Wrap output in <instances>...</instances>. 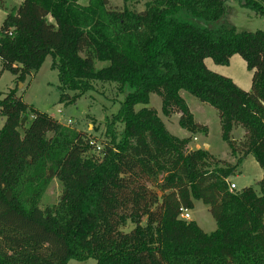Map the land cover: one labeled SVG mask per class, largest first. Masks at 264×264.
Listing matches in <instances>:
<instances>
[{
	"label": "trees",
	"instance_id": "1",
	"mask_svg": "<svg viewBox=\"0 0 264 264\" xmlns=\"http://www.w3.org/2000/svg\"><path fill=\"white\" fill-rule=\"evenodd\" d=\"M132 1L144 9L22 0L6 10L0 0L1 71L15 82L50 57L60 103L97 82L124 94L102 141L37 111L16 86L0 99V264H264V29L228 25L230 0ZM233 1L264 20V0ZM234 55L251 73L247 91L204 64L227 66ZM181 92L216 111L234 163L188 149L208 130ZM150 95L164 118L179 115L188 137L166 130ZM249 155L262 172L258 191L231 190ZM54 180L57 202L41 208ZM194 202L207 207L214 231L180 218Z\"/></svg>",
	"mask_w": 264,
	"mask_h": 264
},
{
	"label": "rangeland",
	"instance_id": "2",
	"mask_svg": "<svg viewBox=\"0 0 264 264\" xmlns=\"http://www.w3.org/2000/svg\"><path fill=\"white\" fill-rule=\"evenodd\" d=\"M16 2V0H13ZM112 6H123L126 8L135 7L138 10L144 9L145 3H134L132 0H109ZM87 0H80V4L85 5ZM226 22L237 31H247L252 29H264V20H257L254 16L244 11L237 2L227 1ZM2 10V11H1ZM5 14L0 8V24ZM260 21V23H259ZM263 23V25H262ZM206 68L213 73L230 78L235 85L242 90H249L251 73L245 68L244 62L238 56L230 58L227 66L214 65L211 60L204 61ZM15 82L14 76L6 71H1L0 62V99L9 89L16 86L17 94L22 100L31 105L37 111L44 113L61 125L75 128V130L85 132L88 136L102 141L104 137V123L110 118L111 114L117 113L120 104L124 99L123 93H115V85L110 83L97 82L93 85V90L86 93L74 104H63L59 102L60 92L57 89V72L51 67V58L46 57L39 66L35 74L26 78L24 83ZM21 85V86H20ZM181 97L186 102L190 112L193 114L197 123L207 127V135H196L192 137L188 145L191 150L201 149L215 156L217 159L234 163L230 157L227 145L222 141L220 135V125L217 113L207 105H203L185 92H181ZM149 107L156 110L162 120L166 130L177 138L188 137L187 132L178 126L179 115H172L166 119L160 112V99L156 95H150ZM70 121V124L68 123ZM3 119L0 117V127ZM233 137L239 139L241 131L233 132ZM100 146L99 142L93 148ZM91 154L96 153L94 149ZM261 169L249 155L240 167L238 174L231 177L229 183H233L236 191L244 187H252L258 191V181L261 179ZM60 194V188L54 180L44 193L40 206L44 208L57 202ZM191 218L196 221L199 228L205 233H210L215 229V223L211 218L208 209L200 202H194L193 209L188 211ZM69 264H94V260L70 261Z\"/></svg>",
	"mask_w": 264,
	"mask_h": 264
},
{
	"label": "crops",
	"instance_id": "3",
	"mask_svg": "<svg viewBox=\"0 0 264 264\" xmlns=\"http://www.w3.org/2000/svg\"><path fill=\"white\" fill-rule=\"evenodd\" d=\"M3 2H4V7H5V9L6 10H8V9H10V8H13V7H16V6H18L20 3H21V1L22 0H16V2H14L13 0H2ZM2 11V10H1ZM3 13L6 15V11L5 10H3ZM5 17V16H4ZM4 19V18H3ZM2 22V21H1ZM259 23H260V21H259ZM262 25H263V23H262ZM187 137V136H186ZM194 137V136H193ZM188 149H190L189 148V146H188ZM208 152V151H207ZM194 206V205H193ZM191 221H194L192 218H191ZM195 223H196V221H194ZM197 224V223H196ZM198 225V224H197Z\"/></svg>",
	"mask_w": 264,
	"mask_h": 264
},
{
	"label": "built area",
	"instance_id": "4",
	"mask_svg": "<svg viewBox=\"0 0 264 264\" xmlns=\"http://www.w3.org/2000/svg\"><path fill=\"white\" fill-rule=\"evenodd\" d=\"M68 123L70 124V121ZM229 187H230L231 190H235L236 189V187H235V185L233 183H230ZM180 218L185 220V221H190V216L188 214V210L180 209Z\"/></svg>",
	"mask_w": 264,
	"mask_h": 264
},
{
	"label": "water",
	"instance_id": "5",
	"mask_svg": "<svg viewBox=\"0 0 264 264\" xmlns=\"http://www.w3.org/2000/svg\"><path fill=\"white\" fill-rule=\"evenodd\" d=\"M21 86V85H20Z\"/></svg>",
	"mask_w": 264,
	"mask_h": 264
}]
</instances>
